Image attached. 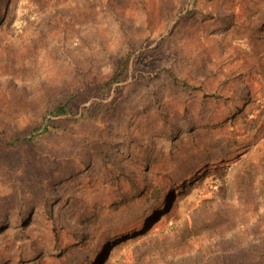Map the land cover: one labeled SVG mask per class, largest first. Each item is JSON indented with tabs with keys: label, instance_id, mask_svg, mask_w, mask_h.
Instances as JSON below:
<instances>
[{
	"label": "rangeland",
	"instance_id": "rangeland-1",
	"mask_svg": "<svg viewBox=\"0 0 264 264\" xmlns=\"http://www.w3.org/2000/svg\"><path fill=\"white\" fill-rule=\"evenodd\" d=\"M0 264H264V2L0 0Z\"/></svg>",
	"mask_w": 264,
	"mask_h": 264
},
{
	"label": "trees",
	"instance_id": "trees-1",
	"mask_svg": "<svg viewBox=\"0 0 264 264\" xmlns=\"http://www.w3.org/2000/svg\"><path fill=\"white\" fill-rule=\"evenodd\" d=\"M264 2V0H262ZM129 58H124L121 60H118L115 63V67H114V71L113 74L111 76V78L108 81L107 85H113L116 83H120L121 81H123V79L127 76L128 73V69H129ZM68 111V104H62L57 106L53 113L54 114H66ZM48 128H45V130L43 131H47Z\"/></svg>",
	"mask_w": 264,
	"mask_h": 264
}]
</instances>
